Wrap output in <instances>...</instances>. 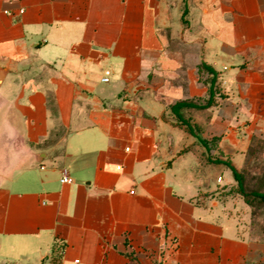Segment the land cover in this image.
Here are the masks:
<instances>
[{
	"label": "crops",
	"instance_id": "1",
	"mask_svg": "<svg viewBox=\"0 0 264 264\" xmlns=\"http://www.w3.org/2000/svg\"><path fill=\"white\" fill-rule=\"evenodd\" d=\"M203 62L215 101L180 112L209 150L172 110L206 102ZM253 138L264 0H0V264H264L206 159Z\"/></svg>",
	"mask_w": 264,
	"mask_h": 264
},
{
	"label": "rangeland",
	"instance_id": "2",
	"mask_svg": "<svg viewBox=\"0 0 264 264\" xmlns=\"http://www.w3.org/2000/svg\"><path fill=\"white\" fill-rule=\"evenodd\" d=\"M57 149L58 151L62 150V142L58 144ZM211 155L214 156L213 153H211ZM228 160H230V157ZM245 160L246 162H244L242 166L243 159L237 157L236 163L237 167L242 170L244 175L246 191H264V138H256L251 142ZM226 176L227 173H225V177ZM226 180H230L229 177H227ZM227 187L228 186H223V189ZM234 196L242 197L239 194H234ZM248 206L249 209L244 211V213L242 211V214H240V224L251 236L264 239V201L255 198L253 206Z\"/></svg>",
	"mask_w": 264,
	"mask_h": 264
},
{
	"label": "trees",
	"instance_id": "3",
	"mask_svg": "<svg viewBox=\"0 0 264 264\" xmlns=\"http://www.w3.org/2000/svg\"><path fill=\"white\" fill-rule=\"evenodd\" d=\"M199 74H200V80H202L203 77V72H208L209 74H211V78L209 77V90H208V98L206 99L205 103H195L193 101H178L177 103H175L174 105H172V110L174 112H176L178 119H179V124L189 133L193 134L196 136V138L204 145L206 146V148L209 150V143L201 136L197 133L195 127L193 126V124L189 121V119H186L183 114L180 112L181 108L184 107H189V106H193L196 108H206L211 106L214 101H215V96H216V88H215V82L217 80V72L215 71V69L203 62L201 63L199 66ZM256 138H253V140ZM252 140V141H253ZM249 151V149H248ZM248 153V152H247ZM206 159L210 162H223L225 163L230 170L232 171L233 174V178L236 182V185L233 186L228 192L234 193V194H239L241 195L245 202L250 205L253 206V203L255 202V198H258L262 201H264V191H251L248 192L245 189V183H244V175L242 173V170L238 169L231 160H222V159H212L210 157H206ZM246 162V160H245ZM262 240H264L263 238H261Z\"/></svg>",
	"mask_w": 264,
	"mask_h": 264
},
{
	"label": "built area",
	"instance_id": "4",
	"mask_svg": "<svg viewBox=\"0 0 264 264\" xmlns=\"http://www.w3.org/2000/svg\"><path fill=\"white\" fill-rule=\"evenodd\" d=\"M7 12V11H6ZM21 12H23V10H21ZM104 82H107L109 81V78L108 77H103L102 79ZM62 182H70L71 181V178L70 176L68 175V173L66 171H64L63 173V176H62Z\"/></svg>",
	"mask_w": 264,
	"mask_h": 264
}]
</instances>
